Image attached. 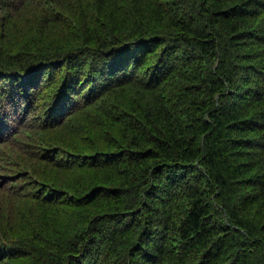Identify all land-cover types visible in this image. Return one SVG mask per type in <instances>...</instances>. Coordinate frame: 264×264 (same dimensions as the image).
Here are the masks:
<instances>
[{
	"label": "trees",
	"instance_id": "16d2710c",
	"mask_svg": "<svg viewBox=\"0 0 264 264\" xmlns=\"http://www.w3.org/2000/svg\"><path fill=\"white\" fill-rule=\"evenodd\" d=\"M0 264H264V0H0Z\"/></svg>",
	"mask_w": 264,
	"mask_h": 264
},
{
	"label": "bare ground",
	"instance_id": "6f19581e",
	"mask_svg": "<svg viewBox=\"0 0 264 264\" xmlns=\"http://www.w3.org/2000/svg\"><path fill=\"white\" fill-rule=\"evenodd\" d=\"M128 2V1H127ZM125 4V3H124ZM129 8V7H128ZM15 127V126H14Z\"/></svg>",
	"mask_w": 264,
	"mask_h": 264
}]
</instances>
